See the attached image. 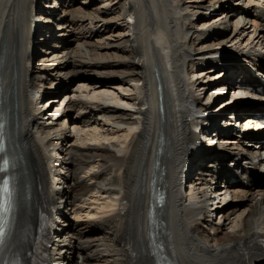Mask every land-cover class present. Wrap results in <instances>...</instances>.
<instances>
[{"label":"bare ground","instance_id":"obj_1","mask_svg":"<svg viewBox=\"0 0 264 264\" xmlns=\"http://www.w3.org/2000/svg\"><path fill=\"white\" fill-rule=\"evenodd\" d=\"M93 1L73 11H67L66 4L72 7L79 0L50 2L47 9L53 6L55 12L60 2L65 17L69 12L77 14L78 20L64 17L56 30L60 37L74 26L71 32L76 28L82 44L75 56L68 50L47 51L41 63L51 59L50 67L32 73L31 60L38 53L33 33L40 14L47 11L38 0H0V127L12 124L10 155L16 163L20 159L30 198L35 195L30 202L36 197L69 227L51 251L49 264H79L80 256L85 257L84 264H159L151 238L156 183L164 194L159 213L161 242L170 264L259 261L264 256V248L257 243L264 236V186H260L264 176L233 190L224 188L223 180L217 182L226 205L212 225L203 222L205 212L198 199L216 184L209 176L220 175L227 162L233 164L250 152L264 172V149L258 143L250 151L242 140H222L215 153L195 157L194 129L201 115L213 110L209 102L222 87L212 83L201 101L198 96L207 84L200 87L198 83L203 76L206 83L213 81L226 70L198 66L194 74L187 72V66L210 59L235 69L242 59L232 56L248 53L263 61L260 71L264 72V0H238L245 8L236 9L229 0ZM120 3L125 5L120 20L106 21ZM95 4L102 5L97 23L86 13ZM207 4L211 8L220 4L228 13L201 18L207 14ZM47 18L52 23L53 15ZM230 18H236L238 25L227 36L220 24ZM217 24L220 29L214 31ZM199 26L207 29L206 38L195 45L190 37L193 31L204 37ZM92 39L109 46L128 43L131 60L112 59L119 65L112 66L117 72L102 61L89 60ZM63 76L77 80L78 86L59 89ZM36 86L46 87L49 94L54 87L56 93L59 89L62 105L47 99L50 107L43 127L30 131L35 125L31 90ZM255 99L260 101L256 111L261 112L264 97L257 94ZM53 105L58 118L49 117ZM55 149L63 155L60 163L51 159ZM2 159L0 155V168ZM186 168L191 170L189 189L181 192ZM3 178L0 173V186ZM229 198L241 204L234 206Z\"/></svg>","mask_w":264,"mask_h":264},{"label":"rangeland","instance_id":"obj_2","mask_svg":"<svg viewBox=\"0 0 264 264\" xmlns=\"http://www.w3.org/2000/svg\"><path fill=\"white\" fill-rule=\"evenodd\" d=\"M50 1V0H49ZM64 1H68V0H64ZM84 2H94L93 0H79V2H75V4H74V6H72V7H70L69 6V4L70 3H67L66 4V9H67V11H73V10H75L76 8H78L79 7V5L81 6ZM45 2H43V4H44ZM229 3H230V5H232L233 6V8L234 9H236L235 7H238V6H242V8H245V5H239L240 4V2L238 1V0H229ZM239 3V4H238ZM241 4H243V3H241ZM57 5V6H56ZM54 7L55 8H57L56 10H55V18H54V20H53V23L55 24V26L57 27V25H59L60 23H63V21H62V19H64V17H65V14H62V13H64L63 12V10H62V6H61V4L60 3H58V4H56ZM208 6H206L205 7V9H206V12H208V11H210V10H219V14H216V15H214V16H217V17H219V16H223L225 13H228V10H226V7L225 8H223L222 7V5L221 6H219L220 4H217V7H213V8H211V7H209L210 5L209 4H207ZM224 5V4H223ZM102 7V5H100V4H95L93 7H91V9H89L88 11H86V13H88V15H89V17L90 18H92L93 20H94V23H97V16H98V9L99 8H101ZM124 8H125V5H124V3H120L119 5H118V8L116 9V8H111V9H113L114 11V13L111 15V14H109L108 16H106L105 17V20L106 21H111L110 23H116L118 20H120V16L122 15V14H124L123 12H124ZM211 8V9H210ZM252 8V7H251ZM53 9V8H52ZM209 9V10H208ZM224 9V10H223ZM224 12V13H223ZM57 14V15H56ZM77 14H73L72 12H69V14H67V16L65 17V20H68V21H71V20H78L77 19ZM224 17H225V15H224ZM75 18V19H74ZM212 18V17H211ZM236 18H230V20H228V22L226 23H222V24H220V27L222 28V29H224L221 33H225V35H227V36H229V35H231L232 33H234V31H235V29H236V25H238V24H236L235 25V22L237 21V20H235ZM40 20V19H39ZM38 20V21H39ZM44 25H45V23H43ZM73 26V25H72ZM102 26H103V24H101V25H99V27H98V30H101L102 29ZM74 27V26H73ZM73 27H70L71 28V30H73ZM220 27H219V25L217 24L214 28H212L214 31H219V29H220ZM101 28V29H100ZM71 30L69 29L68 31H67V33L64 35V36H60V41H54V42H52V43H56L57 42V44H58V47L57 48H59V51H56L57 53H60L61 51L63 52L64 50H68V51H70V52H72V55H76L75 53L76 52H78V50L77 49H79L80 47H81V44H82V41H81V39H80V37H78V32L76 31V28H75V30L74 31H72L71 32ZM203 33V32H202ZM201 36H205L206 37V34H200ZM58 37H59V35H58ZM191 37V36H190ZM38 38H40V37H38ZM220 36L219 37H216V40H215V44H218V41L220 40ZM218 39V40H217ZM98 41V40H90V46H89V48H90V52H89V60H91V61H102V62H104V63H106V64H108V66H110V70L111 71H114V72H117L118 70L117 69H113V67L112 66H115V64H116V66H119L116 62H112V59H115V61H124L125 63H127V61L129 60L128 58H130V60H131V55H130V45H128V43L127 44H122V45H124V46H122V45H119V44H116V45H110L109 46V44L108 43H106V45L104 44V45H102V44H97L96 42ZM114 41V40H113ZM112 41V42H113ZM113 43H115V42H113ZM193 43H194V40H193ZM195 44V43H194ZM196 45V44H195ZM113 46V47H112ZM115 46H119L121 49H118L117 47H115ZM106 49V50H105ZM99 54H101L100 56H99ZM103 55V56H102ZM36 57V55L33 57V59ZM43 57H45V55L43 56ZM128 57V58H127ZM42 58V57H41ZM77 60L79 59V57H77L76 58ZM127 60V61H126ZM50 61H51V59H50ZM50 61L48 62V63H46V64H44L43 65V68H49L50 66ZM62 62L63 63V61L62 60H56L55 62ZM70 61V63H73V61H74V58H72V59H70L69 60ZM36 63V66L34 67V69H33V72H36L38 69V63L39 62H35ZM64 63H65V61H64ZM210 69V68H209ZM46 82H47V84H46ZM45 82V85H48V81H46ZM60 83H61V85L59 86L60 87V89L61 88H66V89H75L77 86H78V83H77V80H65V77L63 76L62 78H60ZM199 83H201V82H199ZM198 83V86H200L201 87V85H203V84H206V82L204 81V83H202V84H199ZM65 86V87H64ZM203 89V88H202ZM57 92H59V89H58V91ZM212 92L213 91H210V94H212ZM51 97H50V96ZM46 96L48 97V98H53V99H57L59 102L58 103H56V105H58V107H60L61 105H62V102H61V100H59L60 98H61V96L59 97V96H56V95H53V94H49V93H46ZM70 96L72 97V94H70ZM75 99V98H74ZM65 105L66 104H64L62 107H65ZM56 107L57 106H55V105H53L52 106V109H51V111L52 112H50V114H49V117H54V116H56L55 118H58L59 117V115H55L54 113H55V110H56ZM258 107V106H257ZM75 113H77V111H78V109H75ZM58 116V117H57ZM77 132V131H76ZM76 132H75V136H76ZM69 134V133H68ZM70 135V134H69ZM72 140L73 141H75L76 140V138L74 137L73 138V136H72ZM72 141V142H73ZM244 144V143H243ZM245 145V144H244ZM245 146H247L246 148L248 149V150H250V151H252L254 148H251V146H248V145H245ZM255 146H257V145H255ZM250 148V149H249ZM260 186H264V182L262 183V185H260ZM229 200H230V202H229ZM229 200H228V203H231L232 201H235L234 202V206H237V205H239V204H241L238 200H235V199H231V198H229ZM33 203H34V205H35V201L33 200ZM35 207H36V205H35ZM34 207V208H35ZM220 218V217H219ZM219 218H218V220H219Z\"/></svg>","mask_w":264,"mask_h":264}]
</instances>
